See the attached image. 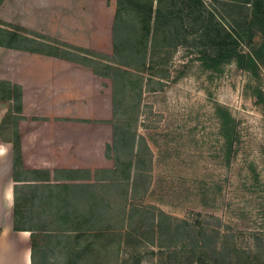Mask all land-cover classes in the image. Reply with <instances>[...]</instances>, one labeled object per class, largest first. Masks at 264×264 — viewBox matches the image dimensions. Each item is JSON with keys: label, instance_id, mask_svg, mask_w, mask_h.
<instances>
[{"label": "rangeland", "instance_id": "rangeland-1", "mask_svg": "<svg viewBox=\"0 0 264 264\" xmlns=\"http://www.w3.org/2000/svg\"><path fill=\"white\" fill-rule=\"evenodd\" d=\"M10 1L0 0L1 47L19 45L21 50L41 53L44 44L54 47L15 38L13 33L25 32L27 26L64 27L63 38H55L62 45L71 26L81 28L88 22L99 28L109 26L111 41L100 37L98 48L65 46L56 50L71 59L77 56H70V50H82L92 61L84 58L81 68L94 72L91 84L96 94L87 100L92 109L87 129L67 135L93 139L89 148L96 153L91 164L97 178L103 170L115 168V156L132 159L130 174L138 178L139 189L130 195V205L188 221L195 226L190 231L200 232L204 227L208 232L204 259L190 257L194 254L189 247H171L166 235L161 243L155 228L152 238L150 222L140 224L136 215L123 228L116 224L109 230H94L97 263L190 264L194 260V264H264V28L255 21L250 39L248 31L244 32L249 25L245 16L252 7L240 5V0H202L203 5L191 11L183 7V0H149L153 12L144 50V14H138L129 0H76L77 8L69 0H31L25 8L12 0L14 10ZM91 7L93 20L87 17ZM157 10L162 18L156 17ZM210 14L220 25V35L230 32L237 39L235 49L217 62L216 49L203 36L211 28ZM27 33L46 36L35 30ZM4 50L0 48V89L7 88L11 77ZM248 52L259 65L258 79L237 63V55ZM70 64L73 66L61 68L62 79L69 73H81L80 63ZM81 82L76 86L81 87ZM65 85L61 82L59 90ZM256 88L263 94L261 101ZM91 89L84 95L92 93ZM80 100L74 96L70 101H78L82 111L85 102ZM67 102L63 98V106ZM137 161L140 169L135 167ZM43 194L47 199L55 192ZM37 199L36 195L21 200L30 218H46L52 209L59 212L57 217H77L78 209H87L89 204L78 201V209L72 210L51 196L41 210L36 209ZM45 226L48 231L56 228ZM212 229L219 231L216 238L210 234ZM228 246L230 252H224Z\"/></svg>", "mask_w": 264, "mask_h": 264}, {"label": "crops", "instance_id": "crops-1", "mask_svg": "<svg viewBox=\"0 0 264 264\" xmlns=\"http://www.w3.org/2000/svg\"><path fill=\"white\" fill-rule=\"evenodd\" d=\"M17 1L25 8L31 0ZM75 1H68L69 4L74 2V5H70L73 8H77ZM10 3L11 10H14L15 3L12 0ZM92 11L93 7L87 17L90 19L91 16L93 20L95 13ZM63 28L58 29L56 26L47 30L35 27L31 29L30 26L25 28L29 32L35 30L41 35L45 33V37H33L27 31L16 32L10 29L17 33H13L15 38L21 39L24 43L31 40L54 45L50 48L44 44L43 53L28 48L21 50L19 45L10 47L0 45V48L6 49L4 54L7 56V66L11 74L7 88L0 89V264H100L97 263L92 244L95 241L94 232L77 231L71 227L95 223L91 218L74 216L26 218L25 224H50L56 228L50 231L43 228L33 230L28 227L24 230L13 229L15 188L18 197L25 201L28 197L37 195L36 209H42L48 198L54 196L60 204L75 210L76 206H79L78 201L87 203L81 200V195L96 187L97 177L91 164L96 153L92 147L89 148L93 139L88 136L80 138L67 135L79 129H87V121L91 119L89 114L92 110L91 106L88 109L87 100L90 99L89 96L95 97L96 94L91 84L94 72L81 68L85 64L84 58H88L82 50L80 52L72 48L75 51L68 52L70 56H77V59L72 57L74 60L68 56L63 58L62 52L56 50L65 46L87 50L98 48L101 46L100 37L106 39L107 36L109 42L111 41L110 28L109 26L99 28L94 24L90 25L89 22L81 28L80 25L71 26L67 38L64 39L67 42H63L62 45L56 41L63 38ZM70 61L80 63L78 68L82 71L79 74L69 73L62 79L61 68L65 67V64L73 66ZM63 81L68 86L65 85L59 90V85ZM76 82H81L82 86L79 87V84L76 86ZM90 89L92 93L84 95ZM74 96L81 98L79 103L85 102L84 111L80 110L78 101H70ZM63 98H68L66 106H63ZM82 143L84 146L79 147ZM14 144L17 145L16 166L13 165ZM79 161L83 163L80 164ZM107 169H113V166ZM49 192H55V195H49L45 199L43 193Z\"/></svg>", "mask_w": 264, "mask_h": 264}, {"label": "trees", "instance_id": "trees-1", "mask_svg": "<svg viewBox=\"0 0 264 264\" xmlns=\"http://www.w3.org/2000/svg\"><path fill=\"white\" fill-rule=\"evenodd\" d=\"M183 7L184 8H191V11H195L198 8H200L203 3L202 0H183ZM129 2H132V7L135 8L137 13L143 12V20L144 24L142 26L143 31V38L144 42L142 41L143 49L146 50L148 46V33L150 30L149 20L151 17V14L153 12L152 8V2L149 0H129ZM240 4L242 6H250L252 7L250 12L246 14V23H249L247 29L244 32L248 31V38L250 39L253 36V22H260L261 28H264V0H240ZM247 9V8H246ZM249 10V9H247ZM204 11V8H203ZM157 15L156 17L159 19L161 15L158 14V10L156 11ZM172 13V14H170ZM170 15H173L174 12H170ZM168 15L167 17H169ZM162 18V16H161ZM212 14H210L209 19L210 21V31L208 33H203V36L206 37V42H208V45L212 46L216 49V62L225 60L227 58V54L229 51L234 50L235 46L237 45V39L235 38V35L226 32L223 35H220V32L222 30L220 29L219 23L214 21L212 19ZM205 31L207 30L206 25L203 28ZM252 30V31H251ZM262 31V29H261ZM237 63L240 67L245 68L247 71L250 72L251 75H253L254 78L258 79L260 75L259 65L253 55L248 53H239L236 57ZM143 61H140V64L143 65ZM143 67V66H142ZM140 67V69L142 68ZM93 69H97V67H94ZM128 75H131L128 73ZM140 77V76H138ZM136 82H141V77H136ZM256 97L259 101L263 100V94L260 90V88H256ZM127 104V103H126ZM125 109H123V112ZM126 113V112H125ZM226 123L223 122V127H225ZM133 146V143H132ZM17 145L14 144V155H13V165L16 166L18 164V156L16 151ZM119 155H121L119 153ZM115 156V168L110 170H103V174L99 175L97 178V182L95 183V189L90 191H85L81 195V200L88 201L89 203L87 205V209L82 208L78 209L79 212L76 214L79 218H91L95 221V223L91 224H85V225H75L71 226L76 228L75 230L81 231V230H90L92 232L95 231H103V230H109L112 229L116 224H119V227L123 228L125 225H128L131 223L129 219H133L134 216L138 215V221L140 224H142V221L150 222V228L152 230V238L154 237L155 232L153 229L155 228L156 233H158V238L162 241L163 236L170 237V245L171 247H176L180 245V247H189L192 254L190 257H202L204 259L205 252V244L206 239L204 238L205 235H207L206 229L203 227V230H200V232H195V230H191L190 228H195L193 225L185 220H180L178 218H172L171 216L165 215L161 213L160 215H155L152 213V211H145L140 210L137 208V206L130 205L129 204V197L132 193L138 192L139 189L138 186V178L132 177V174H130V170L132 168L133 162L132 159H125ZM135 167L140 169V162L137 161L135 164ZM137 176L140 178L139 172L137 173ZM23 198L18 197L17 189L15 188V195H14V204H13V229L14 230H24L26 227L35 229H44L48 228V226L45 225H32L31 227L28 224H25L24 221L27 218H30V215L26 214V209L20 204L21 200ZM51 204V203H49ZM48 205V202H47ZM24 208V209H23ZM43 209V208H42ZM41 209V210H42ZM30 210V209H29ZM56 210V209H55ZM53 211V209L47 214L48 217H56L57 213L56 211ZM31 211V210H30ZM59 212L57 213V215ZM109 219L108 222H101L100 219ZM213 220L217 221V218L211 217ZM130 221V223H129ZM174 224V225H173ZM56 227V226H54ZM55 229V228H53ZM95 230V231H94ZM213 235L216 238V235L218 236L219 231L212 229L211 230ZM200 235V236H199ZM203 236V238H202ZM191 239V244H188V242ZM203 241V245L202 244ZM172 243V244H171ZM182 244H185V246H182ZM203 247V251H201V248ZM217 249V247H215ZM230 246L226 247L224 252L229 253L230 252ZM217 254V251L213 252V255ZM217 259L215 260V262ZM190 264H194V260L190 261Z\"/></svg>", "mask_w": 264, "mask_h": 264}]
</instances>
